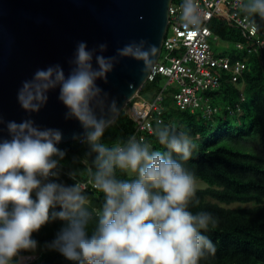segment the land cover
<instances>
[{
    "label": "clouds",
    "instance_id": "1",
    "mask_svg": "<svg viewBox=\"0 0 264 264\" xmlns=\"http://www.w3.org/2000/svg\"><path fill=\"white\" fill-rule=\"evenodd\" d=\"M180 7L183 27L199 30L203 20L195 0H183ZM241 12L255 35L264 23V0H242ZM107 50V44L90 50L80 41L67 74L59 64L37 69L17 92L31 117L58 89L65 120L77 121L83 130L73 139L86 142L94 154L88 182L104 196L98 220L90 229L93 212L84 186L59 179L67 156L58 147L62 130L41 127L31 118L5 122L0 115L8 133L0 135V264H31L40 243L35 236L57 222L61 226L44 247L73 264H200L215 254L204 234L215 226L214 217L191 211L199 200L197 179L184 163L195 147L190 135L157 123L154 134L166 150L135 135L111 146L103 140L115 123L108 113L120 109L98 81L108 82L119 58L142 62V73H148L159 49L141 40L117 49L115 56L104 55Z\"/></svg>",
    "mask_w": 264,
    "mask_h": 264
},
{
    "label": "trees",
    "instance_id": "2",
    "mask_svg": "<svg viewBox=\"0 0 264 264\" xmlns=\"http://www.w3.org/2000/svg\"><path fill=\"white\" fill-rule=\"evenodd\" d=\"M210 26L214 35L224 41L234 39L230 32L232 26L224 17L214 18ZM261 29L264 30V23ZM242 40L243 36L236 42ZM240 52L228 56L232 63L240 60L247 65L239 81L233 83L228 72L219 71L222 77L220 87L207 92L217 112L205 115L201 109L195 112L180 110L174 97L167 95L169 89L164 101L165 111L160 124L184 130L190 135L195 147L190 159L184 162L185 166L197 180L207 183V187L198 188L199 204L192 206L191 211L211 213L216 221L215 226H210L204 233L214 243L216 252L200 264H264V55ZM163 81L164 77L160 75L149 80L140 95L153 102L164 88ZM137 109L135 104V113ZM132 111L129 103L115 123L106 129L104 142L111 146L135 135L153 149L166 150L154 134L158 120L152 121L153 132H139ZM247 140L251 142L253 152L244 149ZM58 147L67 152L61 161L59 179L69 184L89 181L88 169L93 167L94 154H90L87 143L82 140L62 142ZM73 172L76 175L70 178ZM85 195L93 212L91 229L102 210L104 196L92 186ZM60 226L59 222L50 224L35 236L40 243L35 253L37 259L31 264H73L44 247Z\"/></svg>",
    "mask_w": 264,
    "mask_h": 264
},
{
    "label": "water",
    "instance_id": "3",
    "mask_svg": "<svg viewBox=\"0 0 264 264\" xmlns=\"http://www.w3.org/2000/svg\"><path fill=\"white\" fill-rule=\"evenodd\" d=\"M174 0H0V115L5 122L35 120L41 127L58 128L62 142L77 141L82 129L75 120H65V107L58 89L49 93L47 106L39 114L26 113L17 101L23 81L31 80L37 69L61 65L71 70L78 42L89 49L107 44L106 56L133 41H148L159 49L148 73L142 62L119 58L108 82L98 81L117 100L115 119L136 98L150 80L163 51ZM107 113V107H105ZM0 135L8 137L5 126Z\"/></svg>",
    "mask_w": 264,
    "mask_h": 264
},
{
    "label": "built area",
    "instance_id": "4",
    "mask_svg": "<svg viewBox=\"0 0 264 264\" xmlns=\"http://www.w3.org/2000/svg\"><path fill=\"white\" fill-rule=\"evenodd\" d=\"M182 2L183 0L173 2L170 8V22L163 51L150 77L153 80L160 75L168 78L169 82L153 102L145 104L147 108L141 109L144 114L137 113L136 118L132 115L139 132H153V120L163 122L164 101L171 83L178 86L173 97L180 110L195 112L201 109L205 115H211L218 109L211 105L207 92L220 87L222 77L218 72H228L233 83H237L244 74L247 65L243 61L232 63L229 57L214 54L210 42L214 36L210 24L214 18L224 17L230 26L242 33L244 40L236 42L237 49L248 54L264 55V30L260 27L255 35L251 34L241 12L242 0H195L203 20L199 30L183 27L180 7ZM133 112L134 107L132 114ZM78 182L84 186L85 191L92 186L88 181ZM33 262L35 261L31 263Z\"/></svg>",
    "mask_w": 264,
    "mask_h": 264
},
{
    "label": "rangeland",
    "instance_id": "5",
    "mask_svg": "<svg viewBox=\"0 0 264 264\" xmlns=\"http://www.w3.org/2000/svg\"><path fill=\"white\" fill-rule=\"evenodd\" d=\"M230 28H231L230 32L234 37V39L232 41H230V42L224 41L222 38L215 36V35L210 40L214 54L228 57L234 53H237V54L241 53L240 50L237 49L236 40H240L242 35L238 29L232 28V27H230ZM168 82H169V79L164 77V81L162 83L163 86L165 87L168 84ZM177 87L178 86L176 83H171L169 85V88H168L169 92L167 93V95L173 97V94L177 90ZM140 94H141V92H140ZM140 94L136 98H134L133 101L130 102L132 104V108L135 106V104L137 105L138 109H140L141 107L147 108V105H145V104H148V102H150V100H146L147 98L142 97ZM138 109H137L136 113L133 112V114H132V115H134L135 118L138 117L137 116V113H139ZM244 143H245L243 145L244 149L245 150L248 149V151L253 152V150L250 149L251 142L247 140ZM63 182H66V181L63 180ZM197 183H198V188L207 187V183H205L203 180H197ZM234 205L235 204H232L231 206H234Z\"/></svg>",
    "mask_w": 264,
    "mask_h": 264
},
{
    "label": "bare ground",
    "instance_id": "6",
    "mask_svg": "<svg viewBox=\"0 0 264 264\" xmlns=\"http://www.w3.org/2000/svg\"><path fill=\"white\" fill-rule=\"evenodd\" d=\"M141 109H143V108L141 107L140 109H138V112H139V113H141V112H142V114H144V111H143V110H141Z\"/></svg>",
    "mask_w": 264,
    "mask_h": 264
}]
</instances>
